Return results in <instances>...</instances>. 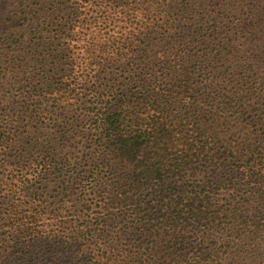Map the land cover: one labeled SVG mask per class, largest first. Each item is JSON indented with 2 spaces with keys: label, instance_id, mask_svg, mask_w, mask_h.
I'll use <instances>...</instances> for the list:
<instances>
[{
  "label": "trees",
  "instance_id": "16d2710c",
  "mask_svg": "<svg viewBox=\"0 0 264 264\" xmlns=\"http://www.w3.org/2000/svg\"><path fill=\"white\" fill-rule=\"evenodd\" d=\"M13 1L3 17L0 0V264H264V0ZM116 7L128 35L98 53L85 37ZM79 39L100 67L67 61ZM66 111L83 149L61 131L73 120L41 132ZM29 162L58 186L73 170L60 206L38 199Z\"/></svg>",
  "mask_w": 264,
  "mask_h": 264
},
{
  "label": "rangeland",
  "instance_id": "374dc122",
  "mask_svg": "<svg viewBox=\"0 0 264 264\" xmlns=\"http://www.w3.org/2000/svg\"><path fill=\"white\" fill-rule=\"evenodd\" d=\"M136 3V2H134ZM14 4L17 5V2L12 0H7V3L4 7V9H2L1 14L3 15V17H11L13 15V13H11V11L14 8ZM35 4H33L34 6ZM36 6H38V4H36ZM131 6V5H130ZM118 9V11L116 13L110 14L109 17L105 15L104 18V22L103 25H105L104 28L100 29V28H96L94 29V23H92L91 25H93L92 28L89 29L88 34L85 37L86 41H91L93 45L94 44V48L96 49V51L99 49L98 53L107 51L110 48V45L112 44V40L113 38H117V35H122V37H126L128 35L129 32V25L131 24L130 22H127L125 19H121L122 16L124 14L120 13V9L118 7H116ZM5 19V18H3ZM50 21H46L45 24H48ZM50 24V23H49ZM99 30V31H98ZM93 31V32H92ZM4 37V36H2ZM121 37V36H120ZM70 48V52H68V56L69 60L67 61H73L75 63H79L82 67H86L88 72L92 71V69H95L97 67H100L102 64L99 62V59L96 58L95 60L93 59H87L86 54L84 53V48L85 45L82 41V39L79 40H75L74 42L71 43V45L69 46ZM95 51V52H96ZM67 58V56H66ZM65 58V60H66ZM111 66V69L114 71V73H117V75H119V64L114 62H111L109 64ZM81 67V68H82ZM97 78L94 77L92 79H87L86 81H81V83H83L84 87H90L93 85H98L100 83V81L96 80ZM86 99V97L84 98ZM76 112L74 111H66V113L63 116H59L58 118H56L55 116H52L53 118L49 119V122H52L51 124H48L47 121L48 119L45 118V122L42 125L43 129H41V132H45L48 134H51L54 130L57 129V123H60L63 121H71L73 120V123H75V115ZM53 122H55V125L53 126ZM57 122V123H56ZM84 127L81 126L78 123H75L74 126L72 128L67 127H63L61 128V131H66L65 133H67V135L69 134L68 132H70V137H71V141L74 144H78L77 147L80 148H84L82 147V145L85 142V137H83V135L80 134V136H78V133H71V132H75L77 130H81ZM77 129V130H76ZM85 129V128H84ZM39 132H35L34 135L38 136ZM66 135V136H67ZM84 142H83V141ZM86 143V142H85ZM90 165L86 164V163H81V167L80 170L82 173L87 174V172L90 170ZM37 166L36 164L34 165L33 162H29L26 167L23 170V174H26V176L28 177V179H30V185H32L35 189V191L38 193V199L43 200L46 204H49L52 208H56L58 205H61V202L64 200L61 196V190L60 187H64V182H62V180H65V182L67 183V178L64 177V173H73V170H64L62 173V178H61V183L60 186H58V184H54L52 182V180H45V178H42L40 176H37L35 174L33 178V169H36ZM69 169V168H68ZM66 171V172H65ZM86 171V172H85ZM80 174V173H79ZM40 181V182H39ZM96 180H92V184H95ZM46 186V187H45ZM46 191H43L45 190ZM41 192H45L44 195H41ZM64 213V211H63ZM1 223V222H0ZM4 230H2L1 226H0V239H3L4 236ZM1 241V240H0ZM2 262V261H0Z\"/></svg>",
  "mask_w": 264,
  "mask_h": 264
}]
</instances>
